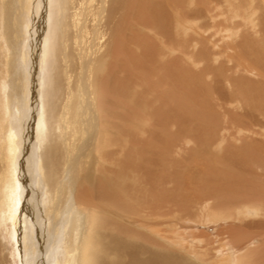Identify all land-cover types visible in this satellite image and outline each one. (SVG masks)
Returning a JSON list of instances; mask_svg holds the SVG:
<instances>
[{
	"label": "rangeland",
	"instance_id": "obj_1",
	"mask_svg": "<svg viewBox=\"0 0 264 264\" xmlns=\"http://www.w3.org/2000/svg\"><path fill=\"white\" fill-rule=\"evenodd\" d=\"M102 1L105 2V0ZM102 1H99L98 6L103 4ZM232 1L211 0L210 2V0H204V3L202 4L200 3V0H196L197 7H200V9L198 8L196 10L198 11L197 15L193 16L195 19L191 20V23L189 20H181L183 24L181 21H173L175 25L172 22L173 27L171 36L169 38L161 39L160 41L153 40V33L151 30L138 29L139 37L135 38L137 40H141L142 38L148 42L145 44H150V47L153 48L151 50L152 52L150 51L151 54L148 56L147 52H143L142 49L134 43L129 44V49L130 45L132 48L135 46L133 49H136V51L130 50L132 55L136 54L135 57L137 55V57H142L144 62L147 60L145 64L149 65L148 67L150 68L155 65L154 70L152 69L153 76L150 68L148 70V68H146L147 66L145 65V67L144 64V67H142V69L144 68L143 71L147 69V72L150 71L149 73H151V75L149 73L148 75L146 72V75H148L147 78H145L146 76H140L145 75V71L144 74H139L142 70L140 72L135 70V72H137L135 74L133 72L134 69H131H136V66H133V63L135 62L130 61L129 63L127 58L125 61L121 60L122 62L118 66V69H115L114 67V71L116 72L114 75L117 77H115L117 81H121L124 77L123 80H129V85L132 87L129 86V92L131 91L132 93H129V99L127 100L132 102V104L134 103V100H137L141 105H145L142 110L138 109L137 115L133 116L131 114L132 116H130L131 118L129 117L130 120L128 121H132V123L124 122L127 124L122 123L120 125L125 127L127 133L129 132L128 136L119 132L116 127L115 129L113 126H109V128L107 127V130L109 129V134L114 139L118 140V138H121L120 145H122L123 151L122 153L113 156L110 161H103V163H100L99 156L97 155V137L100 131V120L97 114V105L95 104L96 101L94 95H91L94 93L92 92L94 91V78H96L94 75L98 70H103L101 72H104L107 63H104L105 65L102 66L101 64L103 62H101L100 65L96 64L99 62V59L89 63L92 66H89L87 78L82 81L84 82L83 87L81 88L79 85L78 92L80 93V97L76 102L79 108V117L82 118L81 120H86L88 122V126H83L82 124L81 138H85L91 143L90 149L87 148V150H89V156L86 155L85 158L82 159L83 166L80 172L82 173V181H85L84 185L86 183L88 186H93L92 188H94V185L96 184L97 189L98 183L102 182L104 187L108 189L110 187L108 179L113 175L117 190L120 193H126L124 197L127 202L130 200V196L127 193L128 186L144 188L146 191L149 189L152 200L162 201V204L155 205L156 207H159L157 209L159 211L156 210L159 214L151 216L144 213V217H140L143 218L141 220L144 221L141 223L132 221V226L135 227V231L144 234L149 239V241H146L149 245H152L150 242L156 243L159 247L165 250L168 249V251L182 256L194 264H225V254L229 251L231 246L234 248L236 246V244L229 243V241L234 237V234L238 232L241 234L243 233L242 237L246 238L243 241H250L255 250H258L264 244V220L261 218L255 219L251 217L245 220L231 221L226 217L216 215L219 211H226L229 203L231 204V202H234L239 197V194L240 197H243L244 194L248 195L254 190L250 201H257L259 197L258 194L261 191H264V43H262L264 42V0ZM18 2V4H20V0ZM32 2L33 8L31 13L38 16V8H35L36 6L34 5L35 3L37 5V1L34 2V0H32ZM18 4L17 0L16 2L15 0H5V13L0 23L3 25L2 32L6 37L5 40H7V43L9 44H7V46L11 70L14 69V67L16 68L17 80L20 85L21 95L23 93L22 98L24 99L22 103H16L18 117L16 116V118L13 119L14 124L19 128L21 134L22 148L19 153L22 154L20 155V160H17L18 162H16V164L20 163L21 166H18V164L16 165L17 167L12 166V172H15L17 178H22L19 180V184L21 186L22 195L24 193L25 207L28 211L25 210L26 212H21V209H19V212H14L10 218L14 222V228L11 224V228L14 229H12L11 233L12 246L14 248L16 246L17 248L15 249L17 251H19V246L25 248L23 249L24 251L27 250L26 248L28 245L31 247L35 246V248L31 249L24 255L28 260L34 257L32 263L34 264L36 260L35 257H37L38 260L41 254V256L45 257V260H47L46 257H53L52 254H49L53 253V250L51 252L52 245L53 247L55 246V249L58 251L59 248L62 250L63 247L65 248L68 245L70 246V244L72 245L73 241H70L71 235L69 234L71 233H69V230V232L58 231V234L54 231L56 229L54 226V219L57 217L56 210H46L48 207L45 203L46 197L44 196L50 195L46 181L54 172H56L55 170H60L66 165V159L63 153V137L65 135V129L61 119L63 112L62 110L60 112L58 111V113L61 114L58 115L59 118L55 117L56 122L54 123L52 121V123L48 125L51 129L53 127L55 136L53 137V132L50 130V138L52 140L50 139V147L47 143V148L49 147L47 152L51 149L57 151L44 154L41 151V148H39V139H37L39 137H37V134L42 127L43 105L41 106L40 104L42 103V99L40 96L38 99L40 101H37L33 94L34 89H37V87H39L37 92H40L42 88V80L38 81V74L34 71L35 66L31 57L32 53L29 59H26L25 57V47L23 46L20 34L17 31L20 29L19 19H17V14H15V11L18 13V10H16L19 8ZM13 6L15 7V10ZM98 11V17H100L102 12L100 10ZM34 18H31L32 20H30V22L33 21ZM175 26L178 28L176 29ZM47 30H49V24ZM32 31H34V41H37L39 31L35 26L32 28V23L28 25V30L26 34L23 35L24 40L27 39V36L31 37L30 32ZM260 42L262 46L260 45ZM256 43L259 44L257 45ZM142 53L145 55L142 56ZM116 54L118 56V52ZM24 59H26V62ZM90 60L91 59H89V61ZM26 63L29 66H27ZM95 64L100 66V68L104 67V69H99V67L96 68ZM112 64L113 63L111 62L110 69ZM169 65H171V67ZM161 66H164L165 69H162ZM28 67L29 71L27 70ZM91 67L93 69H91ZM119 68L121 69L119 70ZM126 68H128V71ZM93 70H95V72ZM101 72L98 71V73ZM154 72L160 74L156 75ZM98 73L96 74L97 76L99 75ZM161 75H165L164 79H162L163 77H161ZM28 76L29 78L31 77L32 80L31 78L29 79ZM142 77L144 78V81L138 79ZM187 77L188 80L186 79ZM9 82L11 94H15L13 97L15 98L16 96V98H18L10 85L12 82L11 77ZM134 84L137 85L135 86ZM142 88L149 92L143 91ZM169 88L171 89L169 90ZM174 88L175 92H171ZM27 90L32 93L31 106H28V99L24 96L27 93ZM138 90L140 91L138 92ZM167 90L170 91L171 94L167 95L168 97H165L166 94L170 93ZM87 91L89 92L87 93ZM61 92L62 93L60 94L62 95L59 94L61 99H59L60 103L58 102L57 109L60 107L62 108L61 104L62 102L64 103L66 98V93H63L66 92V89L61 90ZM63 96L65 97L63 98ZM131 99L133 101H131ZM167 99H170V101H167ZM116 100H118V98H116ZM116 100L113 99V101ZM119 100L121 99L119 98ZM171 100L173 104L170 103ZM88 101L89 103H86ZM91 102L93 105L90 104ZM148 105L150 106L148 107ZM155 105L163 110H161L163 117L160 118L161 120L154 118L153 120L151 118L153 114L152 112L156 109ZM168 106H173V108H168ZM82 110H84L85 114ZM94 110L97 116L95 115ZM170 110H175V112L172 111L171 113ZM120 111L121 110H119V112ZM183 117H185L184 120H182ZM85 123L84 125H86ZM38 125L41 127H37ZM87 127H89L90 133L87 130L84 131V128L87 129ZM86 133H89V137ZM7 135V137L4 136V139L2 138L4 142L13 143L14 140L11 134L8 133ZM142 144L144 145L143 154L138 150L139 146L141 147ZM87 150L85 149V152H87ZM116 150L117 149H114V151ZM128 155H131V158L121 163V160ZM230 155H232V157ZM83 156L84 154H80L79 159ZM84 159L89 163L91 162V164L85 162ZM88 165L92 167L89 169ZM87 168L89 170L92 169L91 172L95 171V173H91V176L90 171H86ZM17 171H19V173ZM42 172L45 173V178L40 180V184L43 185L41 187L38 179L39 173ZM245 172L247 173L245 174ZM256 176L259 178L257 179ZM73 177L74 174L71 178ZM223 177L225 179L229 178V180L227 179L226 181ZM25 181H27V183ZM77 182L82 190L84 187H81L79 181ZM248 183H251L252 185H249ZM125 188H127V190H125ZM5 190L6 186L0 187V221H2L4 217L3 200L6 199ZM258 190L261 191L258 192ZM229 191L233 192L230 193ZM43 192L45 193L44 195ZM235 192L237 194H235ZM259 198L264 200V197ZM190 200L192 202L191 205L186 206L184 202ZM261 200L259 201L258 199L259 202H261ZM181 203L183 204L180 205ZM49 205L52 207L53 203H49ZM37 209H39L37 213L38 217L35 218L34 210ZM178 211L180 212L179 214ZM31 217L34 225L31 224V220H28ZM43 218L46 220L44 224L41 222ZM83 219L84 218H82V222H80L82 227L84 226ZM16 223L19 224L18 228L15 227ZM43 225H47L50 228L43 231ZM177 225H179V227ZM67 227L68 226L66 225L64 228ZM24 228L25 231L23 230ZM148 230L150 233H147L149 232ZM242 230H244V232ZM14 241L15 243H13ZM195 241H199L200 244L195 243ZM22 242L26 243L23 244ZM48 242L51 245L48 244ZM40 263L38 262V264Z\"/></svg>",
	"mask_w": 264,
	"mask_h": 264
},
{
	"label": "bare ground",
	"instance_id": "obj_2",
	"mask_svg": "<svg viewBox=\"0 0 264 264\" xmlns=\"http://www.w3.org/2000/svg\"><path fill=\"white\" fill-rule=\"evenodd\" d=\"M18 1L19 0H17V4L19 3ZM36 1H37V5L35 3L34 5L36 7L35 6L34 7L38 8V13H37L38 16L31 13L32 8H33L32 7L33 6L32 0H29V1L20 0V4H18L19 8L16 9V10H18V13H17V11H15V14H17L16 15L17 19H19V27H20V29H18L17 31L19 32L20 37H21L20 39L22 41L23 46L25 47V49L24 48L23 49L25 52L26 59H29V57L31 56V53H32L31 57H32V61H33L34 66H35L34 71L38 74V76H37L38 81L42 80V84H41L42 88H41L40 92H37L38 88H39V87H37V89H34L33 94L36 97L37 101H40V100H38L40 96L42 99V103H40L41 106L43 105V108L41 107L43 110L42 127L40 126L41 124L37 126V127H39V126L41 127V128L39 127L40 131L37 134V137L39 136L37 139H39V148H41V151L44 154L49 153V152L54 153L55 151H57V150L51 149L49 152H47L49 150L50 145H51V144H49L50 139H51L50 138V130H51V132H53V137L55 136V131H54L53 127L51 129L50 127H48V125H50L52 123V121L54 123L56 122L55 117H58V115H61L60 113H58V111L60 112L62 110V112H63L61 119H62L63 126L65 129V135L63 137V139H64L63 140V146H64L63 153H64V157L66 159V161H65L66 165L64 168H62L60 170H55L57 173L54 172L53 175H51V177L46 181L47 189L49 190L50 195H44L45 194L44 192H43V195L46 197L45 203L47 204V207H48L46 210H48V211H52L54 209L56 210L57 217L56 218L54 217L55 218L54 219V226L56 229L55 230L53 229V230L56 231L57 234H58V231L59 232L60 231H63V232H65V231L69 232L70 231L69 232V233H71V234H69V235H71L70 241H73V244L72 245L70 244V246L68 245L65 248L63 247L62 250H61V248H59L58 251L55 249V246L53 247V245H52L51 252L53 250V253H49V254H52L53 257H55V258H53V257L47 258L46 257L47 260H45V257L41 256L42 255L41 254L39 256L38 260H37V257H35L36 260H35L34 264H38V262L39 263L41 262L40 264H47V263L48 264H194L193 262L188 261V259H185L182 256H179V255H177L171 251H168V249L165 250V249L159 247L156 243L150 242L152 245H149L146 242V241H149V239L144 234H141V233L135 231V227L132 226V221H137L140 223L144 221V220H141L143 218H140V217H144V213H146L147 215H151V216H156L159 214V212L157 213V211H159V210H157L159 207H156L155 205L162 204V201L161 200H152L149 189L146 191V190H144V188H134V187L128 186L129 187L128 190H127V188H125V190H127L128 195L130 196V200H129V202H127L126 198L124 197L126 193H120L117 190V185L114 182V176L113 175L111 177H109V179H108V182L110 185V187L108 189H106L104 187L102 182L98 183L97 189H96V184L94 185V188H92L93 186H88L86 183L84 185L85 181H82V179H81L82 173L80 171H81V168L83 166V160L82 159L85 158L86 155H88L89 150H87V148L90 149L91 143H90V141L88 142L87 139L81 138V134H82L81 128L83 126H88V122L86 120L85 121L81 120L82 118L79 117L80 116L79 115V108H78V104H76V102L80 97V93L78 92L79 91V85L81 86V88L83 87L84 82H82V81L87 78V74L89 72V66H92L89 63L93 62L96 59H99L100 63L99 62L96 63L98 65H100L101 62H103L101 64V66L105 65L107 63L104 72H101L103 70L96 69V70L100 71L101 73H98V71H97L94 75V76H96V78H94L95 79L94 86H93L94 91H92L94 93L91 94L92 96L94 95V99L96 101L95 104L97 105V114H98L99 120H100V126H99L100 131H99V135L97 137L98 138V140H97V142H98V144H97L98 154L97 155L99 156L100 163L101 162L103 163V161L108 162V161H110V159L113 156L122 153L123 152L122 151V145H120L121 144V138H118V140L114 139L109 134V131H108L109 129L107 130V127L109 128V126H113L114 129L116 127V129L119 132H121L124 135L126 134L128 136L129 132L127 133L125 127H122L120 125L122 123L127 124L124 122H130V121H128V120H130L129 117L132 115L133 116L137 115L138 109L142 110L145 104L141 105V103L139 101L137 102V100L133 101L131 99V101L134 102L132 104V102H129L127 100V99H129V93L131 92V91L129 92V89H130L129 88L130 83L128 82L129 80L125 81L126 79L123 80L124 79V77H123V79H121V81L120 80L117 81V79H116L117 77L114 75L116 72L114 70L118 69V66L120 65V63L123 60L125 61V59L127 58L129 63H130V61L136 63V64L133 63V66H136V69L131 68V69H134L133 72L135 74L137 73V72H135V70H137L139 72L142 70L139 74H144V71H145V75H140V76H143V77L146 76L145 78H147L149 74L151 75V73L153 76V70H154L155 65L150 68V67H148L149 65L145 64V62L147 60H145V62H144V59H142V57H137L138 55L135 57L136 54L132 55V52L130 50L133 51L134 50L133 48H135V46L132 48V46L130 45V49H129V44H132V43L136 44V46L140 47L143 52H147V54L149 56L151 54L150 51L153 48L150 47V44H145L148 42H146L144 39L141 38V40H137L135 38V37H137V38L139 37L138 29L139 30H141V29L151 30L153 33L152 38L155 41H160L161 39L169 38L171 36V33H172V27H173L172 22L173 21L179 22L181 20H183V21L189 20L191 23V20L195 19L193 16L197 15L198 11H196V10L198 8L200 9V7H197L198 5L196 4V0H105V2L101 0L103 2V4L101 2L102 5H99V6H98V4H99L100 0H36ZM36 1L34 0V2H36ZM200 1H201L200 3H202V4L204 3V0H200ZM15 2H16V0H15ZM210 2H211V0H210ZM4 3H5V0H0V22H1L2 17L4 16V13H5L4 7H6V5H8V4H6L4 6ZM240 4H242V3H240ZM11 8H12V6H11ZM203 8H201V9H203ZM14 10H15V7H14ZM33 10H35V9H33ZM98 10H100L102 12V15L100 17H98V13H97ZM262 10H263V8H262ZM31 14H33V15H31ZM206 16H205V18H206ZM9 17H11V16H9ZM31 18H34V19H33V21L30 22V20H32ZM172 18H173V20H172ZM17 19H16V22H17ZM196 19H197V17H196ZM31 23H32V28H33V26H35V28L38 29V31H39V36L37 37V41H34V31L35 30L30 32L31 37L27 36L26 40H24V38H23V35H25L27 30H28V25H30ZM48 24H49V30H47ZM182 24H183V22H182ZM174 25H175V23H174ZM179 27H181V26H179ZM2 28H3V25L0 23V187L6 186V190H5L6 199L3 200L4 201V203H3V209H4L3 216L4 217H3V220L0 221V264H32L34 257L32 259L28 260V258H26V256L24 257V255L27 252H29L31 249L35 248V246L31 247L30 245H28V247L26 248L27 249L26 251H24L23 249H25V248H23L21 246H19V248H18L19 251H17L15 249V248H17L16 246H15V248L12 246V234L11 233H12V229L14 228L13 227L14 222L12 221V219L10 217L13 215L14 212L18 213L19 209H21V212H23L25 210L28 211L27 208L25 207V199L23 197L24 193L22 195L21 186L19 184V180H21L22 178L21 179H19L20 177L17 178V176L15 175V172L14 173L12 172V166H16L18 164V163L16 164V162H18L17 160H20L19 158L21 157L20 155L22 154V153H19L21 151V148H22L21 147L20 130L14 124L13 119H15L17 116L16 103L17 102L22 103L24 101V99L22 98L23 93L21 95L20 85H19L18 80H17L18 77L16 75V73H17L16 68L14 67V69L11 70V66H10L11 64H10V60L8 58V54H9L8 46H7L8 43H7V40H5L6 37L4 36V34L2 32ZM177 28L178 27H176V29ZM37 34H38V32H37ZM32 38H33V41H32ZM133 39H134V41H133ZM262 43H264V42H262ZM260 45L262 46L261 42H260ZM255 48H257V47H255ZM19 49H20V47H19ZM134 51H136V49ZM117 52H118V56L116 54ZM144 55L145 54L142 53V56H144ZM26 59H24L25 62H26ZM89 59H91V60L89 61ZM107 59H108V61H107ZM28 61H30V60H28ZM111 62L113 64H112L111 69H110V63ZM143 64H144V66L145 65L147 66V67L146 66L145 67L148 68V70L150 68V70L152 72L151 73H149L150 71L147 72L148 71L147 69H145L143 71V69H144V68L142 69V67H144ZM27 66H29V65L27 64ZM169 66L171 67V65H169ZM97 67H99V69H102V68L104 69V67L100 68V66L96 65V68ZM114 67H115V69H114ZM158 67H159V65H158ZM163 68H164V66L162 67V69ZM91 69H93V68L91 67ZM120 69L121 68H119V70ZM27 70L29 71V67ZM126 70L128 71V68H126ZM167 70H168V68H167ZM93 71L95 72V70H93ZM146 72H147V74L148 73L149 74L146 75ZM97 73L99 74L98 76H101V77H103L104 75L105 76L103 78L98 77L96 75ZM154 74H156V72H154ZM158 74H160V73H158ZM158 74H156V75H158ZM31 76H33V75H31ZM164 76L165 75H163V76L161 75V77H163L162 79H164ZM10 77L12 79V82L10 85H11L12 89L15 91L14 93L17 94L18 98H16V96L14 98L13 96L15 94H13V93L11 94V92H10V86H9ZM143 77L138 78V79L139 80L141 79V81H144ZM159 77H160V75H159ZM28 78H29V76H28ZM186 79L188 80V77ZM31 80H32V78H31ZM133 80H134V78H133ZM167 83H165V84H167ZM172 83H173V81H172ZM141 84H142V82H141ZM88 87H90V86H88ZM171 87H173V86H171ZM165 88H167V87H165ZM175 88L173 90H171V92H175ZM63 89H66V92H63V93H66V98L64 100V103L62 102V104H61L62 108L60 107L57 109L56 107H58L57 105H58L59 99H61L60 95H62L60 93H62L61 90H63ZM149 89H151V88H149ZM170 89L171 88H169V90ZM28 90L24 96H25V98L28 99V106H31V104H32V97H31L32 93H30ZM140 90H138V92ZM143 91L149 92L145 89H143ZM88 92L89 91H87V93ZM168 92H170V91H168ZM168 92H166V93H168ZM171 92L166 94L165 97H168L167 95H170ZM141 93H142V91H141ZM133 94H134V92H133ZM147 94H149V93H147ZM91 95H89V96H91ZM142 96H143V93H142ZM64 97L65 96H63V98ZM116 98H118V100H116ZM119 98L121 100H119ZM113 99L116 101H113ZM139 100H140V98H139ZM168 100L170 101V99H167V101ZM117 101H119V102H117ZM121 101H123V102H121ZM92 102L90 104H92ZM86 103H89V101ZM170 103H172V100ZM149 106L150 105H148V107ZM158 106H160V105H158ZM169 107L173 108V106H168V108ZM155 108L156 109L152 112L153 114H152L151 118L152 119L153 118L154 119H160L162 117L161 113L163 110H162V108L160 109V107L158 108L156 105H155ZM119 110H121V111L119 112ZM177 110H178V108H177ZM172 111L175 112V110H172ZM172 111H171V113H172ZM82 112L85 114L84 110H82ZM94 113L97 116L95 110H94ZM94 113H93V115H94ZM176 113H177V111H176ZM88 114H89V112H88ZM84 117H85V115H84ZM94 118H95V116H94ZM134 118H133V120H134ZM184 118L185 117H183L182 120H184ZM178 121H179V119H178ZM85 122H87V123H85ZM84 123L86 125H84ZM97 123H98V121H97ZM130 123H132V121ZM38 124H39V122H38ZM82 124H83V126H82ZM96 127H97V125H96ZM85 130H87L90 133L89 127H87V129L84 128V131ZM8 133L11 134V136L14 140L13 143H11V142L5 143L4 142V140H3L4 136H6ZM88 134H87V136H88ZM8 138H10V137H8ZM93 138H94V136H93ZM149 140L152 141L151 139H149ZM47 143L49 144L48 148H47V146H48ZM4 146H6V147H4ZM85 149L87 150V152H85ZM114 149H117V150L114 151ZM138 150H140V153L143 154L144 145L142 144L141 147L139 146ZM80 154H84V156L79 159ZM229 154H230V152H229ZM230 156L232 157V155H230ZM91 157H92V155H91ZM130 158H131V155L124 157L121 160V163L126 161L127 159H130ZM84 161H85V159H84ZM85 162H88V161L86 160ZM232 163H231V165H232ZM259 163H260V161H259ZM19 164H18V166H21V164L20 165ZM43 164H45V163H43ZM89 164H91V162ZM261 166H262V164H261ZM56 167H57V165H56ZM88 167L90 169L92 166L88 165ZM228 168H229V166H228ZM16 169H19V168H16ZM89 169L87 168L86 171L87 170L90 171V174L95 173V171L91 172L92 169L91 170H89ZM99 169H100V167H99ZM43 171H44V169H43ZM241 171H243V170H241ZM17 172L19 173V171H17ZM83 173H85V172H83ZM231 173H232V171H231ZM246 173L247 172H245V174ZM259 173H260V171H259ZM20 174H21V172H20ZM44 174L45 173H43V172L39 173V179H38L39 184H40V180L42 178L43 179L45 178ZM73 174H74V177L71 178ZM92 174H91V176H92ZM96 174H97V172H96ZM263 174H264V172H263ZM85 176H83V177H85ZM256 178H257V176H256ZM227 179L229 180V178H227ZM227 179H225V180L227 181ZM84 180H86V179H84ZM88 180H89V178H88ZM88 180H87V182H88ZM77 181H79L81 187H84L83 188L84 190L83 189L81 190ZM208 181H210V180H208ZM25 182L27 183V181H25ZM25 182H23V183H25ZM31 185H33V184H31ZM40 185H41V187L43 186L42 184H40ZM228 186H230V185H228ZM79 188H80V191H79ZM43 189H44V187H43ZM234 189H235V187H234ZM40 190H42V189H40ZM251 191H252V189H251ZM259 191H261V190H258V192ZM232 192H230V193H232ZM253 193H254V190L252 191V193H250L248 195L244 194L243 197H240V194H239V197L234 202H231V204L229 203L226 211H223V212L219 211V212H217L216 215L220 216V217H226V218H228V220H231V221H234V220L240 221V220H245V219H248L251 217L255 218V219L261 218L262 220H264V200H261L259 198V197H264V191H261L258 194L259 197L257 196L259 201L261 200V202H259L257 198H256L257 201H252V200L250 201V198L253 195ZM235 194H237V193L235 192ZM183 200L185 201L184 198H183ZM199 200H200V198H199ZM22 201H23V203H22ZM41 202H42V200H41ZM48 202L53 203V206L51 207V205H49ZM184 203L186 204V206H189V205H191L192 202L190 200V201L184 202ZM195 203H197V202H195ZM182 204L183 203H181L180 205H182ZM173 205H176V204H173ZM173 205H172V207H173ZM30 206H31V204H30ZM9 209H10V212H9ZM38 210L39 209L34 210L35 211L34 212L35 218L38 217V215H37ZM179 213L180 212L178 211V214ZM197 213H199V212H197ZM82 218H84L83 219V222H84L83 227H82V224L80 223V222H82ZM44 219L45 218H43V220H41L42 224H44V222L46 221ZM28 220H31L30 221L31 224L34 223L32 221V217ZM11 221H12V223H11ZM156 221H158V220H156ZM256 223H258V222H256ZM11 224H12L13 228H11ZM133 224H135V223H133ZM177 224H179V223H177ZM18 225L19 224L16 223L15 227L18 228ZM66 225L69 228L68 227L64 228ZM177 226L179 227V225H177ZM42 227H43V231L45 229L50 228L47 225H43ZM140 227H142V226H140ZM23 230L25 231V228ZM242 231L244 232V230H242ZM147 233H150V231ZM17 234H18V232H17ZM242 234L240 232H238V233L234 234V237L232 239H230L231 242L229 241V243H232L234 245L236 244V246H235V248L233 246H231L229 248V251L225 254L226 258L224 256V260H225L224 263L225 264H264V244H263V246H261V248H259L258 250H255L252 247V243L250 241H247V242L243 241L246 238L242 237ZM64 236H67V235H64ZM18 237H20V236H18ZM58 238H59V236H58ZM68 238H69V236H68ZM57 239H55V240H57ZM25 240H27V239H25ZM15 241H17V240H15ZM15 241L13 243H15ZM22 241H24V240H22ZM25 243H23V244H25ZM195 243L200 244L199 241H195ZM48 244H50V243L48 242ZM37 253H35V254H37ZM201 264H203V263H201Z\"/></svg>",
	"mask_w": 264,
	"mask_h": 264
}]
</instances>
